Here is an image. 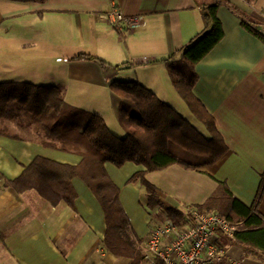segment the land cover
Here are the masks:
<instances>
[{
  "label": "crops",
  "instance_id": "obj_1",
  "mask_svg": "<svg viewBox=\"0 0 264 264\" xmlns=\"http://www.w3.org/2000/svg\"><path fill=\"white\" fill-rule=\"evenodd\" d=\"M215 1H220L217 16L224 35L196 64L192 92L214 117L227 152L200 169L172 164L148 172L163 203L158 217L141 202L145 189L129 182L146 168L105 163L143 249L150 229L166 217L164 207L185 213L203 203L218 181L245 204L255 201L264 173V40L244 28L234 9L264 32V0H0V81L58 85L67 102L101 115L120 136L125 130L112 81L142 83L207 134L174 87L168 63L207 30L206 7ZM114 7L140 16L141 23L128 31L111 27L100 15ZM80 53L96 58L73 59ZM15 127V137L0 135V172L6 177L20 176L36 156L81 162L85 146L77 151L49 147L33 123ZM72 183L74 206L53 205L34 190L18 193L0 180V264H127L103 246L106 220L97 197L80 177ZM258 210L264 215V193ZM221 240L229 259L264 264L244 257L228 237Z\"/></svg>",
  "mask_w": 264,
  "mask_h": 264
},
{
  "label": "trees",
  "instance_id": "obj_2",
  "mask_svg": "<svg viewBox=\"0 0 264 264\" xmlns=\"http://www.w3.org/2000/svg\"><path fill=\"white\" fill-rule=\"evenodd\" d=\"M219 5L220 1H215L206 7L207 30L182 48L180 59L168 63L174 87L191 112L205 125L207 134L138 81H112L109 85L110 90L120 98L118 120L125 130L123 136L114 133L101 115L67 102L58 85L0 81V135L15 137L8 122L21 115L34 124L46 146L69 151L85 146L82 160L77 165L36 156L14 179L0 172L4 186L18 193L34 190L53 205L64 201L74 206L77 194L72 180L80 177L104 210V248L128 259L127 264H146L143 239L132 229L119 199V187L108 175L105 163L122 166L133 162L146 168L132 175L129 182L145 189V199L141 202L155 211L154 216L158 217L163 203L157 187L146 178L148 172L172 164H179L188 170L200 169L214 164L227 152L228 146L214 117L192 92L198 78L196 64L224 35L217 16ZM234 10L239 13L244 28L264 40V32L237 9ZM94 58L89 53L73 57ZM263 193L264 173L252 205L234 196L225 181H218L208 198L194 206L200 210L215 211L225 218L235 229L231 237L226 236L230 243L239 246L244 257L264 262V215L258 210ZM164 210L166 217L175 222L184 217L182 209L164 207ZM154 264L165 263L155 259Z\"/></svg>",
  "mask_w": 264,
  "mask_h": 264
},
{
  "label": "built area",
  "instance_id": "obj_3",
  "mask_svg": "<svg viewBox=\"0 0 264 264\" xmlns=\"http://www.w3.org/2000/svg\"><path fill=\"white\" fill-rule=\"evenodd\" d=\"M100 17L118 30L128 31L141 23L140 16H127L116 7ZM234 230L215 211L188 207L179 222L165 217L150 229L144 248L146 264H154L155 259L165 264H239L229 259L221 240Z\"/></svg>",
  "mask_w": 264,
  "mask_h": 264
},
{
  "label": "rangeland",
  "instance_id": "obj_4",
  "mask_svg": "<svg viewBox=\"0 0 264 264\" xmlns=\"http://www.w3.org/2000/svg\"><path fill=\"white\" fill-rule=\"evenodd\" d=\"M192 120H195V122L196 123H198V125H199V127H200V129H205L204 128V126H203V124H201V123H199L196 119H192ZM28 120L24 117V116H19V117H16V118H14L13 120H10L9 122H8V125H9V128H10V131L11 132H16L17 131V127H15V125H17L19 122H24V123H28L27 122ZM26 132V131H25ZM25 132H23V134L24 135H28V136H32V135H34V134H31V133H25ZM125 132V131H124ZM125 134V133H124ZM36 136V135H35ZM121 136H123V135H121Z\"/></svg>",
  "mask_w": 264,
  "mask_h": 264
}]
</instances>
